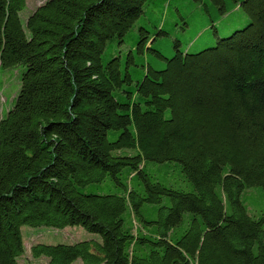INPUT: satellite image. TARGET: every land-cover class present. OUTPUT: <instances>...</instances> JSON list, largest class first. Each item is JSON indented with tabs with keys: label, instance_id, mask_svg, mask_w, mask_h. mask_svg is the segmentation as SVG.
Masks as SVG:
<instances>
[{
	"label": "trees",
	"instance_id": "obj_1",
	"mask_svg": "<svg viewBox=\"0 0 264 264\" xmlns=\"http://www.w3.org/2000/svg\"><path fill=\"white\" fill-rule=\"evenodd\" d=\"M147 1L46 0L23 24L26 0H0V70L24 67L0 115V264L23 226L99 236L33 245L47 264H264V0H191L213 25L248 17L193 54L138 26L164 63L135 80L131 53L101 55Z\"/></svg>",
	"mask_w": 264,
	"mask_h": 264
},
{
	"label": "rangeland",
	"instance_id": "obj_2",
	"mask_svg": "<svg viewBox=\"0 0 264 264\" xmlns=\"http://www.w3.org/2000/svg\"><path fill=\"white\" fill-rule=\"evenodd\" d=\"M46 0H26L25 8L19 13L23 24L26 18L34 11L36 7ZM144 10V17L140 18L123 37V43L109 42L101 55L102 62L106 63L112 58H119L121 66L124 68L127 58L131 53L133 64L129 65V72L133 79H139L145 72L148 64L153 67H161L164 62L152 51L144 50L143 54H138L135 50L139 38L137 33L138 26L146 27V30L155 35L158 28L166 34L156 37L152 44V49L160 53L165 58L174 55L173 48L175 42H179V49L189 54L197 53L215 43V35L220 39L228 37L233 31L230 30L235 24L234 20L242 15L246 21L242 22L243 28L248 23L247 15L240 9L239 13L233 14L225 19H220L216 24H212L208 17L203 13L201 6L191 0H148ZM161 25V26H160ZM212 25L217 33H214ZM230 30V31H229ZM27 33V30L25 29ZM155 38V36H154ZM153 37L151 38V40ZM24 67L18 66L0 70V115L4 114L13 105L12 95H16L20 87V76ZM126 90V89H125ZM21 236L23 240L24 253L19 258V264H47V258H34L30 249L36 244L56 245V244H74L84 240H99V236L86 232L81 227H66L55 229L51 227H21ZM74 264H82L80 260Z\"/></svg>",
	"mask_w": 264,
	"mask_h": 264
},
{
	"label": "crops",
	"instance_id": "obj_3",
	"mask_svg": "<svg viewBox=\"0 0 264 264\" xmlns=\"http://www.w3.org/2000/svg\"><path fill=\"white\" fill-rule=\"evenodd\" d=\"M12 97L14 98V95H12Z\"/></svg>",
	"mask_w": 264,
	"mask_h": 264
}]
</instances>
